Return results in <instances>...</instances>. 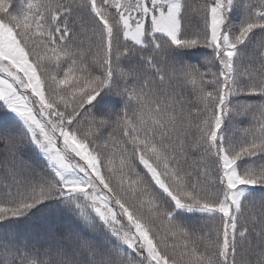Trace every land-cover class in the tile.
Here are the masks:
<instances>
[{
	"label": "snow or ice",
	"instance_id": "obj_1",
	"mask_svg": "<svg viewBox=\"0 0 264 264\" xmlns=\"http://www.w3.org/2000/svg\"><path fill=\"white\" fill-rule=\"evenodd\" d=\"M0 264H264V0H0Z\"/></svg>",
	"mask_w": 264,
	"mask_h": 264
}]
</instances>
